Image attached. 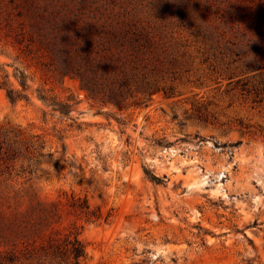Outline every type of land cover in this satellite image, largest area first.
<instances>
[{
	"label": "rangeland",
	"instance_id": "obj_1",
	"mask_svg": "<svg viewBox=\"0 0 264 264\" xmlns=\"http://www.w3.org/2000/svg\"><path fill=\"white\" fill-rule=\"evenodd\" d=\"M78 1L121 5L134 17L161 25L168 51L190 71L176 83L175 96L154 93L129 99L125 107L102 104L89 98L77 79L51 75L36 67V59L19 55L1 29L10 7L0 0V76L4 68L18 85L15 65L27 67L31 76L30 102L12 105L0 89L6 149L0 161V251L19 241L14 230L31 205L51 206L63 200L64 191H74L103 214L111 212L108 222L97 223L64 212L56 225L82 227L88 264H264V138L235 123L238 117L264 119L224 90L227 81L196 85L206 74L200 62L206 48L176 26L178 0H73ZM186 3L194 12L190 20L201 19L194 0ZM41 86L59 100L77 102L70 114L76 122L51 114L36 96ZM196 101L208 104L212 123L190 117ZM238 141L231 158L227 148L216 146ZM143 165L163 182H151Z\"/></svg>",
	"mask_w": 264,
	"mask_h": 264
},
{
	"label": "trees",
	"instance_id": "obj_2",
	"mask_svg": "<svg viewBox=\"0 0 264 264\" xmlns=\"http://www.w3.org/2000/svg\"><path fill=\"white\" fill-rule=\"evenodd\" d=\"M186 2L178 0L176 26L206 48L200 58L206 74L197 79L196 85L227 81L224 90L237 94L249 111L264 119V0H194L193 7L202 12L199 20H190L194 12ZM94 3L8 0L10 10L1 29L19 55L36 59V67L51 75L77 79L87 96L102 104L125 107L130 105L129 99L135 102L154 93L177 95L180 91L176 83L190 69L185 60H177L168 51L161 25L134 17L121 5ZM1 71L0 89L8 101L12 105L30 102L28 68L14 66L12 76L18 85L11 81L7 70ZM35 93L52 115L76 122L70 114L77 102L59 100L43 86ZM207 105L196 101L190 117L212 123ZM235 123L241 130L264 138V122L238 117ZM82 124L77 123V127ZM56 137L65 155V137L60 132ZM4 144L0 133V161L6 153ZM239 144L216 146L227 148L231 158L233 148ZM23 171L33 174L30 168ZM143 172L151 182H163L146 165ZM62 195L63 200L51 206L39 201L31 205L14 230L19 241L0 251V264H88L87 248L80 238L82 227L75 222L66 230L56 225L61 224L64 212L86 223L108 222L111 212L103 214L86 195L74 191Z\"/></svg>",
	"mask_w": 264,
	"mask_h": 264
},
{
	"label": "clouds",
	"instance_id": "obj_3",
	"mask_svg": "<svg viewBox=\"0 0 264 264\" xmlns=\"http://www.w3.org/2000/svg\"><path fill=\"white\" fill-rule=\"evenodd\" d=\"M257 41H258V38H257Z\"/></svg>",
	"mask_w": 264,
	"mask_h": 264
}]
</instances>
